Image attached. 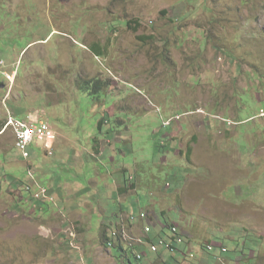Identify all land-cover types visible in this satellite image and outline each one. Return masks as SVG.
Returning <instances> with one entry per match:
<instances>
[{
    "label": "rangeland",
    "instance_id": "1",
    "mask_svg": "<svg viewBox=\"0 0 264 264\" xmlns=\"http://www.w3.org/2000/svg\"><path fill=\"white\" fill-rule=\"evenodd\" d=\"M28 114L54 129L52 156L21 158L5 123ZM123 170L136 193L114 191ZM151 188L162 209L179 200L165 220L194 261L264 249V0H0V264H124L104 230L149 264L142 228L113 223Z\"/></svg>",
    "mask_w": 264,
    "mask_h": 264
},
{
    "label": "built area",
    "instance_id": "2",
    "mask_svg": "<svg viewBox=\"0 0 264 264\" xmlns=\"http://www.w3.org/2000/svg\"><path fill=\"white\" fill-rule=\"evenodd\" d=\"M180 117L181 116H174L172 118H169L168 120L163 122V125L170 126L173 122L178 121ZM221 121L223 120L221 119ZM226 124H228V122H226ZM7 128H10L12 130L15 147L18 149L21 158L23 160L29 159L30 157L29 148L33 145L40 146L47 156L53 155L54 145L56 143L57 137L54 129L48 123V121L40 119L39 116H32L30 114H28L26 118L22 120L9 116L6 119V123H5V129ZM28 174L29 176H31L30 172H28ZM34 184L36 183L34 182ZM28 189L29 187L27 186L26 190ZM33 192L34 193L32 196L36 200L48 198L47 191L44 188H41L38 184H36L35 190ZM140 221L142 222V227H141L142 237L137 240V243L141 244L142 247L146 248L147 251L155 254L161 252L179 253V254L185 253V257L187 259L190 260L194 258V254L192 252H185L180 248L181 244L175 243V241L173 240L174 232L172 231L171 227L165 229L164 227L157 225V227H159L158 233L156 236L151 237L152 228L153 229L156 228L155 225L151 224L150 219L140 220ZM163 230L166 234L162 233ZM211 250L212 248L210 247V251ZM221 251L225 253L228 252L227 249ZM79 256H80V260L83 261V264H90L86 261L84 262V259L82 258L81 254ZM217 260H218V264H221L222 261L219 259Z\"/></svg>",
    "mask_w": 264,
    "mask_h": 264
},
{
    "label": "crops",
    "instance_id": "3",
    "mask_svg": "<svg viewBox=\"0 0 264 264\" xmlns=\"http://www.w3.org/2000/svg\"><path fill=\"white\" fill-rule=\"evenodd\" d=\"M207 127L209 128L210 126L209 125H207ZM170 139H172L171 137H169ZM172 140H174V139H172ZM191 140H192V144L190 143L188 146V148H190V154H191V152L193 151V147H194V145H196V144H194L195 142H196V140H194V137H192L191 138ZM195 141V142H194ZM194 142V143H193ZM178 144H179V142H178ZM187 153V152H186ZM190 154H188V157L190 156ZM131 179V178H130ZM132 180V179H131ZM127 185L128 186H130L131 184H130V182L128 181V183H127ZM127 186V187H128ZM136 186H137V184H136ZM122 188H123V180H122V182L119 184V185H117L116 184V187H115V192H117V194H119V196H120V194H124V193H127V192H123L122 193ZM155 189H157L156 188V186L154 187ZM133 190L135 191V193L137 192V188L135 187V188H133ZM128 191V190H127ZM156 193H155V192ZM180 191V190H179ZM157 192H159V194L157 193ZM153 193L154 194H156L157 196H155V195H153ZM161 193V194H160ZM164 193L166 194V195H170V194H167L166 192H165V190H164ZM151 195H153V197H156V201L154 202L153 201V204L155 205H151L152 207H147L145 210H143V209H140V211L137 213V214H134V213H132L129 209H128V212H124L122 209L120 210V214H119V216L118 215H116L115 217H114V223L113 224H115V225H118V223H122V222H126V223H128V225L129 226H131V228H137V227H142V222L140 221V220H149L150 219V222H151V224L152 225H155V227H156V229L154 228V231H155V236L157 235V233H158V228L159 227H157V225H162L163 224V220H164V222L166 221L165 220V217H166V215H167V212L169 211V209H176V211H178L179 212V208L178 207H180V202H179V200L176 198L175 199V203H176V205H177V207L176 206H174V207H168V208H165V209H162L161 208V204L162 203H164V202H168L167 201V199H165L164 198V196H163V200L164 201H162V198L159 196V195H162V192H160V191H156V190H153V188H151ZM165 204V203H164ZM158 209H157V208ZM144 214L145 215V219H141V217H140V214ZM180 213V212H179ZM148 214H152V215H148ZM137 216H139V218L140 219H138L139 220V225L138 226H136V224H134L135 222H134V220H136V219H134V218H136ZM134 219V220H133ZM252 226V225H251ZM162 227V226H161ZM253 227V226H252ZM179 228V230L180 231H183V232H186L184 229H180V227H178ZM254 228V227H253ZM258 231H261V233L259 234V239H261L262 241H264V238H263V236H264V228L263 229H261V230H258ZM113 233V232H112ZM114 233L116 234V232L114 231ZM181 234L184 236V234L181 232ZM185 234H187V241H186V239H185V241H186V246H184V245H182L180 248L182 249V250H184L185 252H192L193 254H194V258H195V252H194V247H192L191 246V243L189 242V240H190V238H191V236L186 232ZM262 235V236H261ZM246 236H248V235H246ZM185 237V236H184ZM230 238H232V237H230ZM209 246H211V245H209ZM137 247H142V246H138L137 245ZM212 247V246H211ZM207 248V247H206ZM223 248H221V250H222ZM225 249H227L226 247H225ZM193 250V251H192ZM228 251V250H227ZM209 252V251H208ZM162 256L163 255H161V260L159 259V261L157 262V264H161V262L163 261L164 262V260L162 259ZM182 256V255H181ZM194 258L193 259H187L185 256H183V258H180V260L178 261V263L177 264H204L205 262L203 261V259H201V260H199V261H194ZM251 260H254V261H252V262H254V263H252L251 262ZM250 261V262H249ZM232 263H235V264H241V263H243V262H248V263H251V264H264V249L262 248V247H260L259 248V252H255L254 250H249V253L248 254H246L244 257H236L235 258V260L234 261H231ZM226 263H228V262H226Z\"/></svg>",
    "mask_w": 264,
    "mask_h": 264
},
{
    "label": "trees",
    "instance_id": "4",
    "mask_svg": "<svg viewBox=\"0 0 264 264\" xmlns=\"http://www.w3.org/2000/svg\"><path fill=\"white\" fill-rule=\"evenodd\" d=\"M131 23L132 22H127L126 23V26L127 27H129L130 25H131ZM90 51L96 56V57H100L101 56V53L99 52V50H98V46L97 45H92V46H90ZM92 86H90V88H91V90H93V91H98V90H100V85H99V82H95L94 84H91ZM85 88V90H86V88H87V86H83V88L82 89H84ZM84 90V91H85ZM190 148H188L187 149V155L188 154H190ZM30 158V157H29ZM125 170H123L122 171V177H123V188H122V193L123 192H127V190H128V188L129 189H133V188H135L136 187V184H137V182H134L133 181V178H129L128 180H126V179H124V177H125ZM128 181L130 182V186H128L127 185V183H128ZM128 186V187H127ZM168 186V185H167ZM27 187V186H26ZM165 187H166V185H165ZM29 190V189H28ZM28 190H26V192H28ZM28 193H30V192H28ZM140 214V213H139ZM171 222H168V221H165V222H163V224H162V227H164L165 229L167 228H170L171 227ZM103 233V239H104V242H105V247L106 248H110L111 250H113V251H115L116 253H118V255H119V258L121 257L122 258V260H123V263L125 264V262L126 263H130V261H129V259H128V257H127V249L126 248H124L123 247V244L122 243H120L119 242V234L118 233H116V236L115 237H113V236H110V237H108L107 236V234L105 233V230H104V232H102ZM114 233V232H113ZM162 233L164 234L165 232H164V230L162 231ZM166 234V233H165ZM132 248V247H131ZM131 248H129L128 250H131ZM136 248H138V247H136ZM143 250H146V248H144V247H140V249H137L136 250V252H134V253H132L134 256V259L138 262V263H141V260H143L146 256H144V254H142V251ZM147 251V250H146ZM148 252V254H149V256L150 257H152V261H150V263L149 264H153V263H156L157 264V262L159 261V259L161 258V253H158V254H155V253H151V252H149V251H147ZM124 253V254H123ZM122 254H123V256H122ZM141 255V258H138L137 257V255ZM183 256H185V253L183 254ZM125 258V260H124V258ZM120 258V259H121ZM161 260V259H160ZM161 264H167L165 261L163 262H161Z\"/></svg>",
    "mask_w": 264,
    "mask_h": 264
},
{
    "label": "bare ground",
    "instance_id": "5",
    "mask_svg": "<svg viewBox=\"0 0 264 264\" xmlns=\"http://www.w3.org/2000/svg\"><path fill=\"white\" fill-rule=\"evenodd\" d=\"M140 217L144 218L145 215L144 214H140ZM171 229L174 232L173 233V240L175 241V243L177 244H181L186 246V241H185V237L181 234L180 230L178 227L171 225ZM112 236L115 237L116 234L112 233ZM138 244V243H137ZM138 246H142L141 244H139ZM211 247V246H210ZM210 247L207 246L206 250L210 252ZM212 248V247H211ZM222 250H225V248H223Z\"/></svg>",
    "mask_w": 264,
    "mask_h": 264
},
{
    "label": "clouds",
    "instance_id": "6",
    "mask_svg": "<svg viewBox=\"0 0 264 264\" xmlns=\"http://www.w3.org/2000/svg\"><path fill=\"white\" fill-rule=\"evenodd\" d=\"M224 120V119H223ZM227 125V124H226Z\"/></svg>",
    "mask_w": 264,
    "mask_h": 264
}]
</instances>
